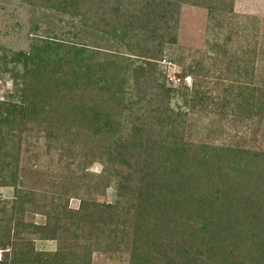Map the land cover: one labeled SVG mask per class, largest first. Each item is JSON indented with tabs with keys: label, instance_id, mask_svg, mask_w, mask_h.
<instances>
[{
	"label": "trees",
	"instance_id": "1",
	"mask_svg": "<svg viewBox=\"0 0 264 264\" xmlns=\"http://www.w3.org/2000/svg\"><path fill=\"white\" fill-rule=\"evenodd\" d=\"M28 2L78 16L77 37L99 41L90 46L52 35L34 39L28 52H13L11 59L23 62L25 80L13 117L24 127L30 115L41 113L51 118L52 132L62 129L69 145L80 148L90 138L99 157L115 168L117 162L134 165L133 172L119 176L115 198L97 202L92 211L99 225L109 229L118 219L126 221L131 204L145 219L133 238L128 264H264V152L221 147L214 154L196 155L190 146L154 137L138 126L143 114L136 115L157 110L171 118L174 89L159 80L165 73L158 61L175 42L181 5L226 11L233 0ZM254 93L264 98V89L245 95ZM11 177L17 181L16 173ZM85 207L82 202L76 211L80 222L87 218ZM10 226L8 220L0 264L26 258L30 264H90L88 238H82L79 252L67 256L61 248L35 251L26 243L18 248Z\"/></svg>",
	"mask_w": 264,
	"mask_h": 264
},
{
	"label": "rangeland",
	"instance_id": "2",
	"mask_svg": "<svg viewBox=\"0 0 264 264\" xmlns=\"http://www.w3.org/2000/svg\"><path fill=\"white\" fill-rule=\"evenodd\" d=\"M226 8L209 12L201 5H181L175 42L158 61L165 73L159 80L174 89L171 118L157 110L136 112L143 114L138 126L154 137L190 146L196 155L214 154L221 147L264 152V98L245 95L264 89V0H233ZM80 24L78 16L28 0H0V246H5L1 240L10 220L18 248L23 243L35 251L61 248L70 256L88 238L90 264H128L145 219L131 204L126 221L118 219L109 229L99 225L94 212L97 202L115 198L119 176L133 172L134 165L117 162L115 168L99 157L90 138L80 148L69 145L62 129L52 132L51 118L41 113L30 115L24 127L13 117L25 80L23 62L12 60V53L28 52L34 39L52 35L96 44L94 36L77 37ZM136 199L129 197L132 203ZM82 202L87 218L80 222L76 211ZM54 207L62 213L55 214ZM4 254L0 248V259Z\"/></svg>",
	"mask_w": 264,
	"mask_h": 264
}]
</instances>
